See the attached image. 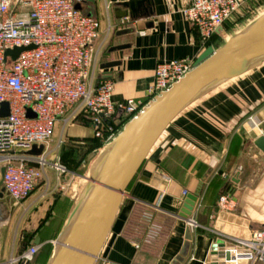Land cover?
<instances>
[{
    "label": "crops",
    "instance_id": "crops-1",
    "mask_svg": "<svg viewBox=\"0 0 264 264\" xmlns=\"http://www.w3.org/2000/svg\"><path fill=\"white\" fill-rule=\"evenodd\" d=\"M186 1L139 0L132 12L114 0L83 2L82 11L101 23L91 47L90 80L111 78L116 103L129 98L147 102L158 62L184 58L195 63L207 47L219 48L255 19L229 33L232 16L205 41L181 12ZM263 6L264 0H245L234 15L246 16ZM125 15L129 19L122 23ZM72 115L70 109L68 122H57L50 144L42 149L53 161L73 162L72 168L61 173L47 167L30 196L13 203V219H18L13 236L0 242V264L33 243L43 246L30 264H46L48 248L86 183L90 169L88 174L79 169L99 152L100 140L83 114ZM262 134L264 62L200 96L171 121L128 186L95 264H172L189 226L178 213L210 169L190 216L198 226L191 228V247L182 264H211L218 240L248 238L264 228V152L254 143ZM228 192L235 207L220 208L219 199Z\"/></svg>",
    "mask_w": 264,
    "mask_h": 264
},
{
    "label": "built area",
    "instance_id": "built-area-1",
    "mask_svg": "<svg viewBox=\"0 0 264 264\" xmlns=\"http://www.w3.org/2000/svg\"><path fill=\"white\" fill-rule=\"evenodd\" d=\"M85 1L0 0V110L4 102L9 105L8 115L0 116V181L14 204L30 196L47 167L61 173L67 171L65 165L48 158L45 150H32L50 144L57 122L63 119L67 123L69 118L65 115L70 109L72 117L83 114L88 119L102 150L150 101L194 68V62L184 58L162 60L157 63L147 90L149 101L129 98L116 103L111 78L95 84L90 80L91 47L100 36L101 23L77 7ZM244 1L187 0L181 12L207 41ZM128 19L125 16L121 22ZM32 45L16 59L6 55L7 50ZM30 110L34 116L29 115ZM249 118L257 125L252 116ZM235 204L229 192L219 199L223 209H232ZM187 223L191 228L198 226L192 218ZM231 243L222 250L229 257L218 260L219 264H264V228ZM42 246L28 245L8 264H30Z\"/></svg>",
    "mask_w": 264,
    "mask_h": 264
},
{
    "label": "water",
    "instance_id": "water-1",
    "mask_svg": "<svg viewBox=\"0 0 264 264\" xmlns=\"http://www.w3.org/2000/svg\"><path fill=\"white\" fill-rule=\"evenodd\" d=\"M114 1L132 12L139 0ZM77 7L81 8V4ZM33 47H15L7 50L6 55L16 59L22 51ZM263 62L264 13L219 48L207 47L197 58L191 72L150 101L104 148L86 176V183L55 240L46 264H95L128 186L171 121L200 96ZM8 113L9 105L4 102L0 116ZM29 115L35 114L30 110ZM254 143L264 152V134L257 137ZM42 149L43 146L35 147L32 152L37 153ZM1 172H4V167ZM209 173L211 169L203 176L197 190L185 198L178 213L181 218L190 219ZM0 187V195L3 196L2 181ZM191 239V227L188 226L184 246L172 264H182L185 261L190 251ZM230 246L231 242L218 240L211 251L209 262L219 264L218 260L228 258L229 253L222 250Z\"/></svg>",
    "mask_w": 264,
    "mask_h": 264
},
{
    "label": "rangeland",
    "instance_id": "rangeland-1",
    "mask_svg": "<svg viewBox=\"0 0 264 264\" xmlns=\"http://www.w3.org/2000/svg\"><path fill=\"white\" fill-rule=\"evenodd\" d=\"M263 11H264V6L259 8L258 10H254V12L248 13V15H246V16L240 17L241 16L240 13H237L236 16L233 14L232 15L233 17L231 16L233 19L232 18L229 19V22L227 23L229 33H234L235 31L241 30L244 27V25L247 22H249V20L256 18ZM103 150L104 149L99 150L98 153L92 154L91 157H89L86 160L84 165L80 166L81 169H79V171L81 170L82 174H88L89 169L91 170L92 166L95 164V162L97 161V159L99 158V156L101 155ZM72 163L73 162H71V163L65 162L62 164L65 165L66 168L68 169V167L72 168V165H71ZM84 182L85 181H83L82 184H84ZM80 189H81V187H80ZM13 209H14L13 201L7 195L6 196L0 195V242L5 241L6 238H8L9 236L10 237L13 236V230H14L15 222L18 219V218L13 219V214H12V212H14ZM19 223H21V226H24V224H25L24 219L22 220V218H21ZM20 234H22V233L20 232ZM25 239L29 243L30 239L26 238V237H25ZM53 246H51L52 248H48V249H50V250H48L49 256L51 254ZM49 256H48V258H49Z\"/></svg>",
    "mask_w": 264,
    "mask_h": 264
},
{
    "label": "trees",
    "instance_id": "trees-1",
    "mask_svg": "<svg viewBox=\"0 0 264 264\" xmlns=\"http://www.w3.org/2000/svg\"><path fill=\"white\" fill-rule=\"evenodd\" d=\"M98 139V138H97ZM99 140V139H98ZM101 146V141H96V147H100ZM52 252V251H51ZM50 254V253H49ZM51 255V254H50Z\"/></svg>",
    "mask_w": 264,
    "mask_h": 264
},
{
    "label": "bare ground",
    "instance_id": "bare-ground-1",
    "mask_svg": "<svg viewBox=\"0 0 264 264\" xmlns=\"http://www.w3.org/2000/svg\"><path fill=\"white\" fill-rule=\"evenodd\" d=\"M231 39V38H230ZM234 78H236V77H234Z\"/></svg>",
    "mask_w": 264,
    "mask_h": 264
}]
</instances>
